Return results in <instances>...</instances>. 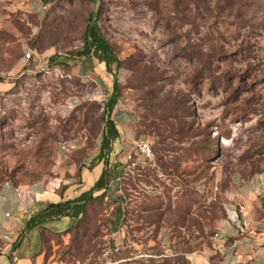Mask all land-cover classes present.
Here are the masks:
<instances>
[{"label":"rangeland","instance_id":"obj_1","mask_svg":"<svg viewBox=\"0 0 264 264\" xmlns=\"http://www.w3.org/2000/svg\"><path fill=\"white\" fill-rule=\"evenodd\" d=\"M92 14L121 62L111 114L80 74ZM124 111L109 191L37 264H217L234 181L264 174V0H0V184L81 183Z\"/></svg>","mask_w":264,"mask_h":264},{"label":"crops","instance_id":"obj_2","mask_svg":"<svg viewBox=\"0 0 264 264\" xmlns=\"http://www.w3.org/2000/svg\"><path fill=\"white\" fill-rule=\"evenodd\" d=\"M90 73L100 81V95L111 97L114 76L108 72L106 64L97 57L86 58L80 74L88 77ZM131 119L128 111L120 112L114 119L120 132L117 140L123 138ZM104 167V162H99L92 170L83 169L82 182H66L65 187L46 181L20 185L10 181L1 183L0 264H37L43 254L44 232H65L73 228L77 220L63 216L27 228L29 220L51 203L75 199L88 191ZM231 200L227 218L220 223L214 237V252L220 256L217 264H264V174L247 180L236 179ZM243 220L249 223L244 231L239 226ZM21 233V244L13 249Z\"/></svg>","mask_w":264,"mask_h":264},{"label":"trees","instance_id":"obj_3","mask_svg":"<svg viewBox=\"0 0 264 264\" xmlns=\"http://www.w3.org/2000/svg\"><path fill=\"white\" fill-rule=\"evenodd\" d=\"M94 54L101 62L106 64L108 72L112 74V65L117 64L120 67L119 58L113 54V50L109 41L104 37L101 31V27L97 21L96 14L90 16V22L86 28L84 36V48L79 52V57L90 56ZM120 98V84L116 78H114L113 93L107 104L109 114H111L118 103ZM120 136V132L116 126L113 118H108L106 123V129L102 138L101 150L97 156L99 162H104L105 167L99 177L88 191L82 193L75 199L62 201L59 203L49 204L41 213L33 216L28 224L27 228L40 225L46 221L57 219L63 216H70L77 220L73 228L62 232L60 234L67 235L82 221L84 215L87 212V206L92 201L102 198L106 192L110 189V177L112 172L110 171L109 154L112 151V143L115 142ZM55 232H44V244L46 236ZM22 233L18 240L13 244V249H16L22 241Z\"/></svg>","mask_w":264,"mask_h":264},{"label":"built area","instance_id":"obj_4","mask_svg":"<svg viewBox=\"0 0 264 264\" xmlns=\"http://www.w3.org/2000/svg\"><path fill=\"white\" fill-rule=\"evenodd\" d=\"M32 54H33V52L31 50H29L27 52V54H26V58L27 59L32 58ZM44 69H50V65H48V62L46 63ZM52 70H55L57 72H61L62 71V69L59 66L53 67ZM138 150L146 157H150L153 154L152 147H151L150 143L148 141H146V140H141L138 143ZM248 224L249 223L246 220L240 221L239 222L240 229L242 231L246 230L248 228Z\"/></svg>","mask_w":264,"mask_h":264}]
</instances>
